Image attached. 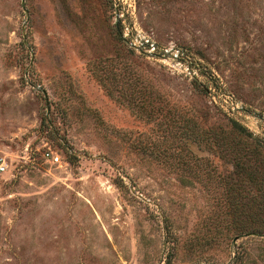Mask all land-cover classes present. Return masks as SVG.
<instances>
[{
  "label": "rangeland",
  "instance_id": "obj_1",
  "mask_svg": "<svg viewBox=\"0 0 264 264\" xmlns=\"http://www.w3.org/2000/svg\"><path fill=\"white\" fill-rule=\"evenodd\" d=\"M24 3L0 0V264H264L227 219L264 153V0Z\"/></svg>",
  "mask_w": 264,
  "mask_h": 264
},
{
  "label": "trees",
  "instance_id": "obj_2",
  "mask_svg": "<svg viewBox=\"0 0 264 264\" xmlns=\"http://www.w3.org/2000/svg\"><path fill=\"white\" fill-rule=\"evenodd\" d=\"M139 104L142 106L147 105L142 101ZM232 127L235 133L241 135L239 126L233 124ZM262 149L263 146L258 144L254 147L246 146L238 153L236 152L237 158L233 160L235 174L243 176L256 193L248 198L238 196L237 199L228 200V205L233 211L227 216V219L233 226L235 237L239 234L264 236V227L254 225L256 222L261 223L264 221V153Z\"/></svg>",
  "mask_w": 264,
  "mask_h": 264
},
{
  "label": "built area",
  "instance_id": "obj_3",
  "mask_svg": "<svg viewBox=\"0 0 264 264\" xmlns=\"http://www.w3.org/2000/svg\"><path fill=\"white\" fill-rule=\"evenodd\" d=\"M134 33V34H133ZM129 31H125L122 35L123 41L125 44L132 50L137 52H141L147 54L152 57H160L170 61L172 63L173 68H183L184 73H187L188 76L192 78L189 73V67L197 66L195 59L192 58L191 55L185 50L180 47H163L156 44L153 40L148 38L147 36L143 35L142 33L135 31L131 32L129 35ZM176 70V69H175ZM51 154L45 153L43 156L50 160L51 162H59L58 156H50ZM6 170V166L4 163H0V173H3Z\"/></svg>",
  "mask_w": 264,
  "mask_h": 264
},
{
  "label": "water",
  "instance_id": "obj_4",
  "mask_svg": "<svg viewBox=\"0 0 264 264\" xmlns=\"http://www.w3.org/2000/svg\"><path fill=\"white\" fill-rule=\"evenodd\" d=\"M22 8L25 11V3H24V0H22ZM39 91L43 94V96L45 98L46 106L48 108V100H47V96H46L45 92L43 90H40V89H39ZM249 236H258V235L257 234L239 235V236H237V237L234 238V241H236L239 238H246V237H249Z\"/></svg>",
  "mask_w": 264,
  "mask_h": 264
}]
</instances>
